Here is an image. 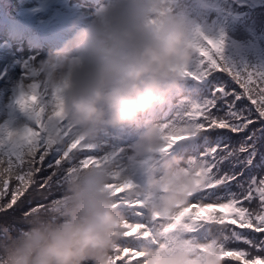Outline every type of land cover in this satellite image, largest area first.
Segmentation results:
<instances>
[{"label": "clouds", "instance_id": "1", "mask_svg": "<svg viewBox=\"0 0 264 264\" xmlns=\"http://www.w3.org/2000/svg\"><path fill=\"white\" fill-rule=\"evenodd\" d=\"M198 55L196 29L175 11L174 0H105L39 62L33 82L46 88L54 101L45 123L55 145L63 147L67 139L52 115L56 109L73 136L90 145L135 125L140 130L126 146L125 167L116 171L111 156L100 165L76 166L61 195L45 208L32 209L22 220L24 227L0 224V264H115L126 247L122 242L136 230L126 228L127 217L107 187L111 184L121 188L126 201L148 197L151 210L162 217L187 206L189 194L203 183L204 177L196 175L201 165L163 152V122L148 114L182 93L187 70ZM19 89L28 92L23 82ZM16 99L27 122L2 123L14 132L32 123L30 112ZM138 172L143 182L135 179ZM188 239L141 242V255L127 253L132 259L124 264H225L223 250L215 243L220 236L184 242ZM251 259L258 264L255 256Z\"/></svg>", "mask_w": 264, "mask_h": 264}, {"label": "snow or ice", "instance_id": "2", "mask_svg": "<svg viewBox=\"0 0 264 264\" xmlns=\"http://www.w3.org/2000/svg\"><path fill=\"white\" fill-rule=\"evenodd\" d=\"M196 32L199 55L187 70L192 87L162 123L166 141L162 151L184 157L189 165H201L196 175L204 177L203 183L189 194L187 206L166 217L151 210L148 197L126 201L120 187L108 185L114 190L116 206L133 215L126 228L136 230L122 242L126 247L115 264L132 259L129 252L139 257L141 242L159 244L161 237L181 241L185 235L186 243L220 236L215 243L225 257L243 264H253L252 256L258 264L264 258V67L238 68L222 56L223 36L209 38L199 29ZM213 49L219 63L210 55ZM27 90V94L19 92L16 103L30 112V126L14 132L0 124V224L14 229L25 226L22 220L32 209L55 202L74 167L100 165L109 156L116 171L125 167L121 153L101 155L97 145L75 138L59 109L52 115L67 139L65 146L55 145L45 123L54 101L37 83L27 85ZM198 247L203 250L204 245Z\"/></svg>", "mask_w": 264, "mask_h": 264}, {"label": "rangeland", "instance_id": "3", "mask_svg": "<svg viewBox=\"0 0 264 264\" xmlns=\"http://www.w3.org/2000/svg\"><path fill=\"white\" fill-rule=\"evenodd\" d=\"M62 2H65V0H61ZM71 3V2H70ZM34 5H36L37 3H33ZM175 11L181 13L182 15H192L194 12L198 11L196 8H194L192 6L191 3H181L179 5H177L175 7ZM199 12V11H198ZM200 13H202L203 15V18H202V22H203V25L205 27V29L208 31L209 29L211 28H214L216 23L214 24L213 23V16L214 14L213 13H210L208 11H201ZM14 52L16 54H14ZM23 55V59L25 61V63L27 64L28 68H30L31 66L35 65L39 58L37 56V53H35V51H33L32 49L30 48H27V49H24V52L23 53H20L19 50L17 51H11V52H8L5 54V62H9L11 60H16L18 55ZM2 64H4L3 62L0 63V70L3 66H1ZM26 70L23 68V67H15V68H11L8 70L7 72V76H10V77H13L12 81L13 82H16V78H22L23 77V73L25 72ZM6 76V77H7ZM3 79H4V76H1L0 75V87L3 86V85H7V88H6V91H5V94H0V109L2 110V113H1V117H0V124L4 123L7 118H11L12 121H14L16 123L17 121V117H16V114L17 113H22L19 109L17 110L16 108H8V104H9V100H10V91H9V86L11 85L9 83V81H7L6 84H4L3 82ZM38 79V75H37V72L35 71L34 72V81ZM185 92H182L180 94H178L175 99H174V102H173V106L170 108L171 110L169 112H166L164 113V110L160 111V112H157L156 114H150L151 115V119H154V120H157L159 122H164L165 120L167 119H170L171 116L174 114V111H175V108L177 106V102L178 100L180 99V97L184 94ZM25 118L24 117H21L20 121H24ZM140 130V127L138 128V130L136 131V133H134L133 137L131 138L130 141H128L126 144H129L132 140L135 139L136 137V134L138 133V131ZM118 135L117 134H113L111 136H107V137H102V141H105L104 143H101L97 146V151L103 155V154H106L108 152H117L118 151V147H117V143L119 142V139H118ZM125 144V148H126V145ZM126 161V160H125ZM135 179L139 182H143L144 180V176L141 174V173H137L136 176H135ZM121 211L123 212V214L127 217V219H133V215L131 214V212L126 208V207H121Z\"/></svg>", "mask_w": 264, "mask_h": 264}, {"label": "trees", "instance_id": "4", "mask_svg": "<svg viewBox=\"0 0 264 264\" xmlns=\"http://www.w3.org/2000/svg\"><path fill=\"white\" fill-rule=\"evenodd\" d=\"M248 24V32L245 33L242 37H237L238 40L246 41L245 44L239 46L238 49L234 48L232 50H223L222 54L228 56L225 58L232 63H234L238 68L244 66L248 67H264V5L259 7L258 11L251 13L246 18ZM249 41L253 43H249ZM217 72H220V69H217ZM221 75L226 76L229 80L231 77L227 73H221ZM235 88L240 89L238 84H235ZM185 87H192V85L187 81L184 85ZM250 103V102H249ZM257 128L259 124L257 123ZM234 136H239V133H233ZM236 147L239 146L237 141L235 144ZM58 198V197H55ZM235 227V226H234ZM248 257L246 256L245 259ZM225 264H243V261L233 260L232 258H226Z\"/></svg>", "mask_w": 264, "mask_h": 264}]
</instances>
